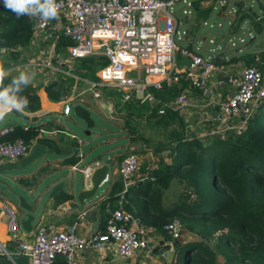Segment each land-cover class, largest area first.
Masks as SVG:
<instances>
[{"label":"built area","instance_id":"obj_1","mask_svg":"<svg viewBox=\"0 0 264 264\" xmlns=\"http://www.w3.org/2000/svg\"><path fill=\"white\" fill-rule=\"evenodd\" d=\"M177 1L56 0L60 5L59 20H45L40 13L23 17L29 24L32 37L44 31L48 40L57 42L58 37L62 36L69 42L65 48L68 56L64 59L66 74L74 76L69 73L71 60L96 55L107 60L105 65L96 70L95 79L85 80L89 83L94 98L100 96L97 88L106 86L120 93L125 100L135 99L139 104L159 105L157 113L163 114L166 109L178 110L190 104V97L186 93H180L167 102L161 101L156 95L164 85L171 87L178 82L180 75L203 95H209L214 88L220 89L227 85L231 94L217 102L218 110L213 114L222 125L218 130L222 135L227 132L241 134L248 120L264 102V69L243 65L238 70H231L219 63L215 56L205 58L193 49L181 51L188 58V64L183 70L177 69L175 52L178 49L174 37L180 21L172 8ZM182 1L186 2L187 7H193L192 2ZM218 1L220 8L217 10L225 16L223 8L227 6V0ZM242 1L243 4L240 5L237 0H233L236 4L232 9L233 15H227L230 18L228 34H236L246 26L247 32L238 38L239 43L246 42V35L255 37L253 23L264 26V0H257L259 3L256 0ZM247 1L251 4L247 5ZM200 2L212 9L216 8L215 4L211 6L209 0ZM252 4L258 6L259 13L253 9ZM183 13L188 17L190 10L184 9ZM241 14H252L253 18L247 16L239 20ZM218 27L221 25L218 24ZM231 39L228 41L236 46ZM53 43L51 42L52 45ZM32 63L34 66L54 69L50 59H38ZM73 105L74 102L66 103L63 114L68 115ZM12 129L13 127H7L0 131V160L14 162L28 153L30 144L21 138L13 141L1 139ZM75 142L77 155L81 156L82 140L77 138ZM142 168L143 175L137 181L154 179L151 173L157 169V165L144 163L143 167L139 155L133 152L121 158L118 172L123 190L119 193L120 198L133 184L134 176ZM85 172H88L87 168ZM0 212L4 216L8 234L6 242L0 240V256L11 259L12 254L23 255L27 257V264H52L57 256L64 257L67 264H83L84 249H92L101 258L104 250L111 245H115L116 256L126 260L139 250L150 252L153 248L149 236L152 229L137 224L133 213L123 207H111L110 201L105 202L107 219L104 229L96 230L88 237L77 233L80 223L74 222L64 228L41 225L35 229L32 237L21 238L18 234L20 224L17 208L3 201ZM83 216L80 214L78 219ZM164 229L174 241L180 237L183 226L174 218L164 225ZM169 244L171 247L172 242Z\"/></svg>","mask_w":264,"mask_h":264},{"label":"crops","instance_id":"obj_2","mask_svg":"<svg viewBox=\"0 0 264 264\" xmlns=\"http://www.w3.org/2000/svg\"><path fill=\"white\" fill-rule=\"evenodd\" d=\"M199 3L201 4V2ZM199 3L197 0L192 1V5L194 6L196 12V18L203 16L207 17L209 15V12L211 10H214L209 6L207 7V9L210 8L209 12L208 11L204 12L203 10H206V5L204 3L199 5ZM199 7L202 9V11H199ZM216 11L219 17L222 16V14L219 13V10ZM251 18H253V16ZM183 23L187 25L190 24L189 18L185 17L183 19ZM253 26L255 30V35L259 34L264 28V26L261 23H253ZM188 32H190L189 29L185 31L186 34H188ZM202 39L204 40L205 37H202ZM254 41H255V37L251 38L249 42L246 43L245 48H248L251 45L252 46L259 45L258 43H254ZM29 44H31V38L27 43V45ZM189 45H191V49H193V45L189 42L185 48L177 50L179 54H178V61L176 62V67L179 70L185 69L188 64V58L182 55L181 51L183 49L190 50L188 49ZM8 48L9 46L0 45V53H5L6 57L8 58V60H6L7 58L5 60L1 58V62L6 66L8 65V67L3 69L5 75L3 77V83H1L3 87H0V91H4L6 89H11L13 91L16 87L22 84V83H20L19 85L14 84V81L21 75V70H23L22 64H20L19 62L21 59L17 58L16 59L17 62L14 63V61L12 60L14 56L10 55L7 52L9 49L12 48L9 49ZM262 52H264V49H257L255 51H250L245 54H240V55L233 54L228 59L222 57L223 55L221 53H217L215 55V58L218 59V61L220 60L219 62L221 63L223 62V60H229L230 62L226 64L225 63L222 64L231 70L232 69L238 70V68H240L241 66L247 65L246 60L250 59L251 61L250 66H255L262 70L264 69V57L262 56L264 53ZM13 53H15L14 50ZM241 56L243 57L240 58ZM233 57L239 58L240 61H235L236 59H232ZM232 62L240 63L241 65L239 64L238 66H233ZM59 65L60 67L63 66L64 69L63 70L58 69V72L64 73V75L70 77V75L64 72L67 70L64 61L61 62ZM71 70L72 68L69 70L70 74H71ZM218 76H220V74H218ZM80 79L89 80V79H83L82 77H80ZM186 81L188 82V80H186L183 75H180L178 82H176L173 85L175 86V88H179L178 94L186 93L190 97V104L187 107H183L178 110H171V109L165 110L163 114H165L167 110H170L173 113L175 112L174 118L170 120V125H172V127L178 128L179 122L185 121L187 123L186 124L187 128H191L194 119H196L197 117L200 118V120H205L207 122L213 121V124H218L219 121L215 119L213 113H215L217 110L216 107L217 102L222 97L231 94L229 87L227 85H223L220 89L214 88L209 95H203L198 88L192 87L190 83L188 84ZM62 82L56 81L53 82L51 86L48 87L44 86L38 89L36 91L37 100L30 101L27 106H24L23 113L16 111L17 113L11 115V120L0 121V131L4 128L13 127L15 125H21L23 128H27L29 126H38L39 127L38 137L45 140L42 143H44L47 148L55 150V154H47L41 161L35 162L34 165L29 166L26 169L20 171H10L9 180L0 181V183L3 184L1 186L4 187L3 188L0 186L1 190L7 189L8 192H11L12 194L14 193L15 187H20L21 190L24 192V194L27 195L29 198L27 202L30 205H32L33 208L32 213L35 216L34 221L32 223L33 229L31 233H25L20 228L18 234L21 238L32 237L33 233L35 232V229L41 225L58 226L64 228L68 225L73 224L74 222L80 223L77 228V233L81 236L88 237L96 230H103L105 227L106 219H107V213L105 212V202L110 201L111 207L113 208L119 206L124 208V205L127 202L131 204V201L135 200L131 196L123 197L125 193L119 200L113 199V197L118 195L123 190V183L121 181L118 172L121 159L117 157L116 159L114 157L115 154L113 153L112 150H114L115 148L119 149L116 152L117 154H119L123 150L120 149L118 145L121 144L122 142H125V147H127L130 150V152L138 154L137 152L141 150L142 145L140 144L137 145L136 144L137 141L129 142V138H127L125 139L126 141H120V140L117 141L118 145L116 144L113 146H109V144H105L101 142V140L98 138L99 137L98 133L91 131L89 137V143L88 145H86L87 148H85L84 140L78 137L74 131L70 130L67 126L63 124L62 119L65 117H69L70 113L68 115H64L62 111H63V106L66 103L70 104L73 102L81 104L82 106H84L89 110L92 109L95 111L94 109L95 105L91 102L90 98L84 95L85 91H89L87 96H92L90 86L84 89L80 93H77L75 90L72 89L70 94L56 96V94H54L53 91L63 86L64 81ZM210 83L212 84V81H210ZM104 88H108V87L99 86L97 88L99 90V94L101 93L100 89H104ZM113 91L116 92L115 90ZM11 92L9 93V95L11 94ZM49 92H52L55 97L50 98ZM160 92H163V89L159 92H156L157 97L161 101H166V102L174 98L176 95H178L176 94L174 97H169L168 95H166L165 92H163L162 93L163 97H162L158 95ZM92 98L94 97L92 96ZM98 98H96V100ZM129 100H135V99H129ZM147 106L151 108L157 107V110L159 108V105L153 106L147 104ZM13 111L15 110L10 111L9 113H12ZM219 126L222 127V125L220 124ZM227 133L222 135L223 138L227 136ZM77 138L82 140L81 156L77 155V149H76L77 144L75 142ZM195 138L197 137H192L190 136L189 133H187L186 137L182 138V140L190 142V140H194ZM35 142L36 140L32 141L30 146ZM112 142L113 141H111V143ZM115 142L116 141H114L113 143ZM102 144L104 146L108 145L109 147L108 148L106 147L105 149V147L102 146V149L100 150ZM147 145L148 143L144 145V150L150 151V148ZM61 146H65L64 151H67V149L69 148L70 149L69 154L61 153V148H60ZM109 153H112L113 157H112V163L110 164L108 175L106 177V181L103 182V184L99 187V189L91 199L85 201L83 205L79 204L76 199L77 192L80 189H86L91 187L90 177L92 172L94 171V169L100 167L105 162ZM138 155L142 161L143 167H144V163H148V165L152 163L153 165H157V169H158L161 163H171L173 161V158L175 157V152L173 153V155L171 154L165 155V151H160V152L154 151L152 153L142 152V154H138ZM71 156L77 157L78 161L73 164L69 163V158ZM2 162H5V160H0V163ZM187 167L189 166L182 167L180 172L187 170ZM86 168L88 169L87 173L85 172ZM143 171L144 169H142L141 172H139L134 176L133 184L128 189L131 188L135 189L137 186H140L143 181H145V180L137 181L138 177L140 175H143ZM58 182L62 183L61 189L57 192V194L53 198H49L48 195L51 187ZM120 185H122V189L118 191V187ZM153 187L156 186L153 185L152 188ZM185 188H186L185 181L183 179H179V178L172 179L170 181L169 187L165 189V192L160 193L161 195L160 199L155 201L153 205L148 206L147 211L152 215H158L160 211L173 209V207L175 206L176 199L179 198V196H181V193L184 192L183 190H185ZM61 193L69 194L70 198L66 200L61 198L60 197ZM165 195L169 196V200L165 199ZM3 201H7L12 205H14L11 202L10 198L9 199L4 198L0 195V204ZM14 206L16 207V205ZM18 213L20 219V217L23 214V211L20 212L18 211ZM80 214L84 215L82 219H78V216ZM3 217H4L3 214L0 212V240L6 242L8 240V234L6 231ZM141 219H142L141 217H136L137 224L140 225L144 224L142 223ZM150 228L152 229V231L149 233V236L152 241L151 242V246L153 247L152 251L145 252L144 250H139L135 252V254L131 258L122 260L116 256L115 245H111L107 247L104 250L101 258H99L92 249L88 248V249H84L83 251L82 263L83 264H170V259L167 256L170 253L168 252L166 254L163 253L164 252L163 250L165 248H169L170 246L165 240L166 239L165 234L161 233L160 231L156 230L153 227ZM162 240H164V244L161 246L159 245V243ZM190 240L192 239L187 238L186 242ZM183 243L185 242H182L181 244ZM171 247L170 249L177 248L176 245L173 244V242ZM8 260L9 259L7 257L0 256V264H7ZM172 262L173 261H171V264ZM12 264H16V263L12 262Z\"/></svg>","mask_w":264,"mask_h":264},{"label":"rangeland","instance_id":"obj_3","mask_svg":"<svg viewBox=\"0 0 264 264\" xmlns=\"http://www.w3.org/2000/svg\"><path fill=\"white\" fill-rule=\"evenodd\" d=\"M186 1L192 2L194 0ZM197 1L198 3L200 2V0ZM210 2L211 6L215 4L216 8L209 12L210 8L207 9V7L209 6H206V10L203 11H208L209 15L207 17L197 16L198 18H196L194 6L187 7L186 2H183L182 0H178L173 5L172 8L174 11V15L180 21L177 26V33L174 37V42L177 46V49L185 48L186 45L190 42L193 45V49L202 54L205 58H212L217 53H221L223 56H225L226 59H228L233 54L240 55L250 51H255L257 49H264V28L259 34L255 35L254 43H258L259 45H251L248 48H245V45L251 39L249 36H245V43L238 42V38L243 34H246V26L242 30H239L236 34H228V20L230 18L227 15H233L232 9L236 7V4L233 3V0H227V6L223 8L225 16L220 17L217 15L216 11L220 8L219 1L209 0V3ZM0 3H3V0H0ZM246 3L247 5L251 4L249 1H247ZM199 5L201 4L199 3ZM252 7L256 12L259 13L258 6L252 4ZM184 9L190 10V15H188L187 17L190 20V24L188 25L183 23V19L186 17V14L183 13ZM199 11H202L200 7ZM218 24H220L221 27H218ZM210 25H213V27H210ZM187 29H189L190 31L188 32V34L185 33ZM30 34L31 44L27 45L23 43H17L15 46L10 45L9 48L12 49L8 48L9 50L7 51L10 55L14 56L12 58L14 63L17 62V58L21 59L19 61L23 67L21 73L25 74L31 80V82L27 85L22 83L18 87L30 86L33 87V89L38 90L44 86H51L53 82L64 81V85L57 88V90L53 91V93L56 95H67L71 93L72 89L77 93H80L90 86L88 82L80 79L81 76L79 75L80 72H86L85 68H88L90 66V61H81L78 59L71 60V74L78 78L70 76V78L72 79L70 80V78H68L69 76L64 75V73L58 72V69H64V67H60L59 64L68 57L65 48L64 51L56 52L54 50V44L56 43V41L48 40L44 31L41 34L39 33V35L35 37H32V32H30ZM202 37H205V39L203 40ZM229 38H232L231 41H233L236 46L231 45V42L228 41ZM51 42H54L53 45L51 44ZM196 46L198 48H196ZM13 50L15 51V53H13ZM178 54L179 52L176 51V62L178 61ZM262 56L264 57V54ZM1 58L5 60L7 58L6 54L0 53V68L5 69L8 67V65L6 66L5 64H3L1 62ZM38 59L43 61L50 59L51 64L54 66V69L42 67L39 65L34 66L32 61H36ZM232 59H236L235 61H240L239 58L233 57ZM6 60H8V58ZM228 62L230 61L223 60L222 63L226 64ZM232 63L233 66H238L240 64L234 62ZM13 91L10 95L13 94ZM100 92V97L97 100L96 98H92V96H87L89 91H85L84 95L90 98L91 102L95 105V111L92 109H90V111L88 109L91 112V117L95 121V126L92 128V131L98 133V138L105 144H111V141H116L117 143V141H121L122 138L125 140L132 137L133 135L143 136L148 139V142H144L142 140L136 142L137 145H142L141 150L137 152L138 154H142V152L152 153L154 151H165V155H173V153L176 152L177 142H182L181 139L185 138L187 133H189L192 137H197L194 140L200 141L201 139L203 141L201 145V148L203 146L205 147L203 150L201 149L200 151L196 146L192 147L194 150L193 153L199 155V158L195 159L193 165L191 166L193 168H198L202 173V179L199 183V187L196 188L195 186H193L192 190H189V193L185 197H183L184 192L181 193V196L176 199L174 206H181V208H178V210L173 213L170 218L179 220V222L183 226V229L188 231V233L192 235L191 237L195 238L192 240L201 242V246L205 248L204 250H194L198 254H195V252L193 251L188 253V258L186 257L185 260L184 258H182V252H179L177 249H170L169 246V248H165L163 250V253H170L167 255L170 259V264L171 261H173L172 264H208V262L211 260L209 252H212V257L216 263L223 264L226 262V258L223 255L224 252H229V254H232V252L234 251L239 252V250L242 248L251 247L249 241V232H245L246 234L242 233V228H236L233 230H231L229 227L218 228L217 223L227 220V216L220 215L214 216L212 218L204 217L200 214H194V210L191 206L198 201L200 195H202L203 199L205 200L218 202L226 201V199L230 198L228 196L227 186L220 183L219 180H217L214 176L215 165L212 157L213 154H216L215 150L217 151V149L220 148H216L217 145H220L218 141H224L225 139L223 138L221 132L218 131L220 128L219 122L218 124H213V121L207 122L205 120H200V118L197 117L196 119H194L191 128H187V123L185 121L179 122L178 128L172 127V125H170L169 127H164L161 123H158L159 117L157 115H152L153 108L149 107V109H140L138 106L133 107L134 105L130 103L131 100L123 99L122 95L116 94V92L109 88L100 89ZM109 93H114V95H109ZM22 95L23 89L20 98L22 97ZM216 107L218 110L217 105ZM14 113L17 112H8L4 116L3 121L11 120V115H13ZM62 121L65 126L74 131L78 137L84 140V147L87 148L86 145H88L89 143L90 135H84L85 124L80 119L75 118L72 114V111L70 112V116L63 118ZM130 127H134V133L130 132ZM171 130H173L171 133H173L174 137L170 136ZM234 135V138H236L237 133L234 132ZM194 140H190V142ZM208 141H212L210 146L208 145ZM147 143L150 151L144 150V145ZM102 146L104 145H101L100 150L102 149ZM118 146L123 150V154L130 152V150L125 147V142H122ZM104 147L106 149V147L108 148L109 146L105 145ZM191 151L192 150H190L189 152ZM223 152L225 153L224 156H226L227 158L234 157V155L231 154V151L227 150L226 152L225 150H223ZM114 157L116 158V155ZM186 157H189L188 154H186ZM200 157H203V159H201ZM226 157L225 159H227ZM191 167H187V169H191ZM1 180L2 176L0 175V181ZM1 185L3 184L0 183V186ZM2 190L8 192L7 189ZM161 192H165V189H159L158 191V188L154 187L152 191L153 194L151 195L152 199L154 201L160 199ZM8 194L10 196L11 202L16 205L18 211V196L24 195L26 200L29 199L20 187H15L14 193L12 194L11 192H8ZM165 199L169 200V196L165 195ZM168 222L169 220L167 219L166 223ZM189 224L193 226V229H189ZM223 235H234L237 240L234 242L230 240L227 241L226 239L223 240L221 239ZM165 237L166 242L168 243V245H170L169 242H173L171 236L166 233ZM253 245H255V243ZM197 258H199L200 261Z\"/></svg>","mask_w":264,"mask_h":264},{"label":"trees","instance_id":"obj_4","mask_svg":"<svg viewBox=\"0 0 264 264\" xmlns=\"http://www.w3.org/2000/svg\"><path fill=\"white\" fill-rule=\"evenodd\" d=\"M247 16L252 17L253 15L241 14L239 20ZM30 32L29 24L23 16L17 18L14 13L4 8L3 3H0V45L15 46L17 43L27 44L31 38ZM68 44L69 42L66 41L64 37L59 36L54 45V50L56 52L64 51V48H66ZM242 57L243 56L240 58ZM78 60L91 62L90 66L85 68L86 72L79 73L81 77L89 80L95 79L96 70L107 63V60L99 55L88 56ZM250 62V59L246 60L247 65H250ZM70 80L72 79L70 78ZM187 83L189 84V82ZM0 87H3L1 83ZM22 89L23 95L20 98ZM35 90L37 89H33V87L30 86L16 87L12 96L19 101L27 98L29 103L30 101L37 100ZM163 92L169 97H174L178 94L179 88H175L174 85L172 87H166L164 85ZM163 92H160L158 95L163 97ZM109 95H114V93H109ZM49 96L50 98L55 97L52 92H49ZM130 103L134 105L133 107L138 106L140 109H149L147 104H139L135 100H131ZM152 110V115H157L159 117L158 123H161L164 127H168L170 125V120L175 116V112L173 113L170 110H167L166 113L162 115L157 113V107H153ZM134 131V127H130V132L134 133ZM172 131L173 130L170 131V136L174 137L173 133H171ZM38 135V126L23 128L21 125H15L12 131L1 137V139L13 141L17 138H21L27 144H31V142L35 140L44 142L45 140L39 138ZM236 136L237 137L234 138V133L228 132L227 136L224 137V141H218L220 145H217L216 148H220L217 149V151L215 150L216 154H213L212 157L215 165L214 176L220 183L227 186L228 196L230 198L226 199V201L218 202L205 200L202 195H200L198 201L191 206L194 210V214H200L204 217L227 216V220L217 223L218 228L229 227L231 230L242 228V233L249 232L251 247L242 248L239 252L234 251L232 254L224 252L223 255L226 258V262L223 264H264V102L259 105L253 116L247 122L245 130ZM139 140L144 142L148 141V139L143 136L133 135L129 138V142H136ZM121 141L126 140L122 138ZM181 141L182 142L179 143L177 142L175 157L171 163H161L159 168L151 173L154 179L145 180L135 189L131 188L126 190L124 195V197L131 196L135 199L131 201V204L127 202L124 205V209L132 212L136 217H141L142 223H144L143 225L153 227L165 235L166 231L164 225L167 224V219L170 222L173 219H171L170 216L175 213L178 208H181V206L160 211L158 215L149 213L147 211L148 206L153 205L155 202L151 197L154 189L152 186L155 185L158 191L159 189H166L169 187L172 179L179 178L183 179L185 181V186L190 187L192 190L193 186L196 188L199 187V183L202 179L201 171L191 166L195 159L199 158V155L193 153L194 150L192 147L196 146L200 151L201 149L203 150L205 148L204 146L201 148L203 141L194 140L192 142H186L182 139ZM211 142L212 141H208L209 146ZM116 144V142L111 143L109 146ZM118 150L119 149H114L112 151L117 158L121 159L124 155L122 152L117 154L116 152ZM190 150L192 151L189 152ZM223 150L226 152L227 150L231 151L234 157L227 158L224 156L225 153ZM186 154H188L189 157H186ZM225 157L227 159H225ZM200 158L203 159V157ZM77 161L78 158L75 156L69 158V163L71 164ZM184 166H189L191 169L180 172L181 168ZM121 189L122 185L118 187V191ZM60 197L65 200L70 198L69 194L66 193H61ZM188 227L189 229H193V226L190 224ZM221 239L233 242L237 240L234 235H223ZM254 243L255 245H253ZM201 245V242L192 240L176 245V249L182 252V258L186 260V257L188 258V253L192 251L195 252L194 250L198 249L204 250L205 247ZM195 254L198 253L195 252ZM209 255L211 260L208 264H220L215 262L212 257V252H209ZM197 259L200 261L199 258Z\"/></svg>","mask_w":264,"mask_h":264},{"label":"water","instance_id":"obj_5","mask_svg":"<svg viewBox=\"0 0 264 264\" xmlns=\"http://www.w3.org/2000/svg\"><path fill=\"white\" fill-rule=\"evenodd\" d=\"M257 1V0H256ZM259 3V1H257ZM237 3L243 4L242 0H237ZM188 49L191 50V45H189ZM72 114L75 118L80 119L85 124L84 135H90L92 128L95 126V121L91 117V112L82 106L81 104L74 103L72 108ZM243 119V117H241ZM249 121V120H248ZM61 153L69 154L70 149L64 151L65 146H61ZM47 154H55V150L49 149L42 142L36 141L33 143L28 150V153L18 159L17 161H5L0 163V175L2 176V181H7L10 178V171H20L29 166H32L37 161H41ZM113 154L109 153L105 162L98 168L94 169L90 177L91 187L86 189H80L76 194V199L79 204L83 205L85 201L91 199L99 187L106 181V177L108 175L110 164L112 163ZM62 183L58 182L53 185L50 189L49 198H53L57 192L61 189ZM190 188L186 187L184 190L183 197H185L189 193ZM0 195L4 198H10L9 194L0 189ZM115 200L120 199V195H116L113 197ZM17 206L19 211H23L22 216L19 219V224L21 230L25 233H31L33 229V221L35 216L33 215V208L30 205L24 196L19 195L17 198ZM180 237L173 241L174 245L181 244L182 242H186V239H194L191 237L192 235L188 233L185 229L180 231ZM187 236V237H186ZM164 240L160 241L159 245H163ZM15 262L16 264H27V257L23 255L12 254L11 259L8 260L7 264H12ZM52 264H67L64 260V257L57 256Z\"/></svg>","mask_w":264,"mask_h":264},{"label":"clouds","instance_id":"obj_6","mask_svg":"<svg viewBox=\"0 0 264 264\" xmlns=\"http://www.w3.org/2000/svg\"><path fill=\"white\" fill-rule=\"evenodd\" d=\"M3 6L6 10L14 13L17 18L40 13L45 20H59L60 5L56 3V0H43V2L41 0H3ZM4 75L3 69L0 68V83H2ZM30 82L31 80L21 73L14 84L23 83L27 85ZM11 91V89L0 91V121L12 110L23 113L24 106L28 104L27 98L18 101L14 96L9 95Z\"/></svg>","mask_w":264,"mask_h":264}]
</instances>
